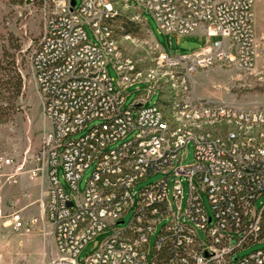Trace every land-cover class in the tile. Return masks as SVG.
I'll return each instance as SVG.
<instances>
[{
	"label": "built area",
	"instance_id": "obj_1",
	"mask_svg": "<svg viewBox=\"0 0 264 264\" xmlns=\"http://www.w3.org/2000/svg\"><path fill=\"white\" fill-rule=\"evenodd\" d=\"M121 1L143 7L161 33L201 31L216 37L190 54L162 50L164 64L184 69L183 93L191 89L190 72L200 67L217 62L243 69L256 65L255 0ZM41 3L43 27L30 63L48 127L30 168L0 156V223L30 232L43 218L57 251L47 264H80L83 249L105 231L111 235L81 264H264V247L233 260L237 252L264 242V134L244 131L264 124V100L239 106L186 97L173 99L168 113L161 103L146 104L147 94L124 108L125 89L142 81L120 49L116 20L122 11L116 0ZM109 64L119 76L118 87ZM147 82L151 93L155 84ZM209 119L235 121L241 127L225 135L191 127ZM190 143L195 160L183 164ZM91 166L81 192L79 183ZM24 172L47 182L46 198L19 207L5 190L18 184ZM157 172L166 176L133 190L139 180ZM183 180L189 186L184 209ZM201 192L207 194L212 214ZM38 201L42 216L27 217L25 208ZM130 210L131 219L120 226Z\"/></svg>",
	"mask_w": 264,
	"mask_h": 264
},
{
	"label": "rangeland",
	"instance_id": "obj_2",
	"mask_svg": "<svg viewBox=\"0 0 264 264\" xmlns=\"http://www.w3.org/2000/svg\"><path fill=\"white\" fill-rule=\"evenodd\" d=\"M78 5L82 0H77ZM41 0H0V73H20L23 80L22 93L14 96L13 92L5 94L14 103L10 118L0 122V156L14 157L24 169L32 166V156L38 150L43 131L48 127L44 116L41 95L32 75L30 55L38 43L43 27V11ZM122 11L121 18H127L141 24L136 34H126L121 29V18L116 20V34L120 49L125 58H129L136 65L137 72L141 73L137 82L125 89L127 95L123 107H129L135 100L146 98V104L161 103L169 113V103L173 99L201 98L206 100H221L239 106H252L264 100V0H256L257 15L255 18L257 37L256 65L253 69H243L234 63L217 62L208 67H200L190 72V91L182 92L180 73L182 67L166 65L161 61L162 50L170 55L190 54L213 42L216 37H208L198 31L192 35H176L161 33L154 17L143 7H127L124 1L115 3ZM134 5L136 3L134 2ZM87 32L95 40L92 29L87 26ZM110 76L115 85L119 78L117 71L109 64ZM155 84V90L148 92L150 82ZM12 91V90H10ZM1 97V96H0ZM4 98H0V105ZM6 105V104H5ZM176 120V119H175ZM96 121H93V125ZM240 124L226 119H209L193 125L196 131H210L217 135H225L230 130L237 129ZM240 127L238 129H240ZM244 131L251 135L264 134V124L259 127L247 128ZM84 132L78 133L80 136ZM194 145L190 143L184 149L183 164L193 163ZM93 167L86 169L79 183L83 192ZM166 175L163 172L153 173L145 179L139 180L134 191H139L152 182H156ZM32 189L38 181L32 180L27 172L19 179V184ZM174 186L173 178L169 179L170 195ZM184 197L182 208L187 206L189 186L183 180ZM27 191V190H26ZM207 211L212 214L208 196L201 192ZM21 196V194H20ZM22 198L19 202L21 207ZM34 201L35 197L28 198ZM174 203V202H173ZM25 215L39 216L43 214L40 202L29 205L24 210ZM133 215L130 210L124 217V226ZM111 231H105L91 240L79 255V263L93 250L97 249L109 236ZM203 240L205 232L200 230ZM156 237H152L154 243ZM264 247L257 243L245 248L235 255L233 260ZM57 255L56 247L51 235L50 225L39 219L38 224L30 232H16L0 223V264H47L51 257Z\"/></svg>",
	"mask_w": 264,
	"mask_h": 264
},
{
	"label": "trees",
	"instance_id": "obj_3",
	"mask_svg": "<svg viewBox=\"0 0 264 264\" xmlns=\"http://www.w3.org/2000/svg\"><path fill=\"white\" fill-rule=\"evenodd\" d=\"M140 25L131 19L121 18V29L126 34L138 33ZM22 88L23 80L20 73H0V98H4L3 102L6 104L0 105V122L10 118L12 108H14V103L7 97L5 98V94L13 92L14 96H19L22 93Z\"/></svg>",
	"mask_w": 264,
	"mask_h": 264
},
{
	"label": "crops",
	"instance_id": "obj_4",
	"mask_svg": "<svg viewBox=\"0 0 264 264\" xmlns=\"http://www.w3.org/2000/svg\"><path fill=\"white\" fill-rule=\"evenodd\" d=\"M255 6H256V0H255ZM255 18H256V15H257V9L255 7ZM256 27V26H255ZM27 190V191H26ZM46 190H47V182L45 180L43 181H38V183H36V185H32V189L29 188V187H26L24 186V184H16V185H13V186H10L8 187L5 192L7 194L8 197H12L14 198L15 200L18 201V203L20 202V200L22 198L23 199V202L21 205V207H24L26 206V204L28 202H30V200L28 198H34L33 200H36V199H42L44 200L46 198ZM26 193H29L28 195ZM21 194V196H20Z\"/></svg>",
	"mask_w": 264,
	"mask_h": 264
},
{
	"label": "water",
	"instance_id": "obj_5",
	"mask_svg": "<svg viewBox=\"0 0 264 264\" xmlns=\"http://www.w3.org/2000/svg\"><path fill=\"white\" fill-rule=\"evenodd\" d=\"M73 4H75V0H73Z\"/></svg>",
	"mask_w": 264,
	"mask_h": 264
}]
</instances>
